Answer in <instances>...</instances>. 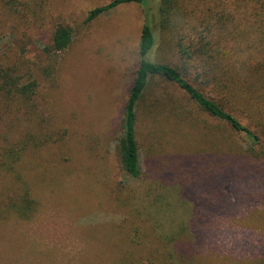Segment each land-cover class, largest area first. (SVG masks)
<instances>
[{"label": "rangeland", "instance_id": "rangeland-1", "mask_svg": "<svg viewBox=\"0 0 264 264\" xmlns=\"http://www.w3.org/2000/svg\"><path fill=\"white\" fill-rule=\"evenodd\" d=\"M111 1L0 0V68L13 67L20 85L36 83L30 96L0 92V264L264 261V98L253 121L248 108L230 110L259 136L251 150L263 153L258 159L243 134L154 79L150 100L155 93L162 106L138 113L141 175L129 177L116 148L144 11L123 4L85 22ZM180 12L170 14L152 54L178 69ZM58 26L72 29V42L46 54ZM182 43L189 47V36ZM185 72L204 93L193 71ZM25 189L34 203L29 216L5 215Z\"/></svg>", "mask_w": 264, "mask_h": 264}, {"label": "trees", "instance_id": "trees-1", "mask_svg": "<svg viewBox=\"0 0 264 264\" xmlns=\"http://www.w3.org/2000/svg\"><path fill=\"white\" fill-rule=\"evenodd\" d=\"M177 1L112 0L89 11L85 19L88 23L120 5L130 3L142 6L144 11L138 44L140 59L122 108L123 132L116 148L122 171L133 179L141 175L138 113L144 110V106L150 113L162 106V98L155 93L150 100L151 84L156 78L173 84L199 111L248 138L251 142L248 148L250 156L260 159L263 155L251 152L254 146L261 144L257 133L243 125L230 110H241L240 106L248 108V116L253 121L256 118L255 111H252L254 104L264 98V0H185L187 5L181 8L184 12L179 13L174 25L177 37L174 38L175 48L184 60L181 69L152 59L158 38L170 27V14L175 17V13L181 11L176 6ZM182 36H189V47L182 43ZM72 39L71 28L58 26L44 51L46 54L62 51ZM186 70L193 71V78L205 90L204 93L188 81ZM13 73V67L0 68V92L19 96L35 94V82L20 85ZM258 73L262 74V80L257 79ZM225 89L229 92H224ZM160 109L168 111L164 106ZM22 152L23 146L18 148L14 162ZM12 169L8 171L12 172ZM33 208V200L25 189L17 199L9 200L3 213L14 212L25 219ZM253 264H264V261Z\"/></svg>", "mask_w": 264, "mask_h": 264}]
</instances>
